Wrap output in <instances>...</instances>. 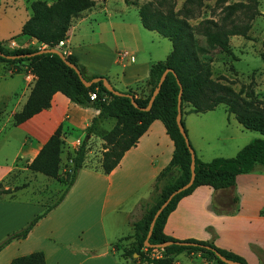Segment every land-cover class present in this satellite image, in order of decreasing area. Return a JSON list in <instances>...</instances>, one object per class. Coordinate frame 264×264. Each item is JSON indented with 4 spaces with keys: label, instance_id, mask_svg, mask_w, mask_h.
<instances>
[{
    "label": "crops",
    "instance_id": "crops-1",
    "mask_svg": "<svg viewBox=\"0 0 264 264\" xmlns=\"http://www.w3.org/2000/svg\"><path fill=\"white\" fill-rule=\"evenodd\" d=\"M44 1L50 3L52 0ZM30 2L4 0V4L11 6L12 13L3 17L1 24L7 28L12 24L18 27L6 34L0 32V40L9 47L30 46L36 42L34 37L20 33L22 23L32 12ZM122 3L123 9L117 7L114 0H93L90 7L70 18L65 38L58 46L73 54L85 73L104 74L116 89L130 87L135 96H142L149 64L163 60L171 43L166 36L143 27L138 12L136 20L120 14L119 10H128L130 6L137 9V4L132 1L122 0ZM14 13L22 14L17 23L13 21ZM10 40L14 44H10ZM16 66L18 70L12 71L11 65L0 61V182L4 188L9 185L3 180L14 168L28 171L35 177L40 173L25 165L59 125L64 141L60 163L61 168L64 167L90 119L98 112L95 106L77 104L60 91H54L48 107L13 124L12 113L20 109L34 80L24 63L18 62ZM258 91L256 85L255 92ZM187 105L189 113L211 110L190 111V105ZM227 122L229 124V120ZM113 123V117L103 118L90 137L95 135L103 142L97 131L107 130ZM185 126L188 135L192 136L194 153L201 160H209L205 153L213 149L217 152L212 156L228 155L222 150L234 154L240 147L223 141L219 133ZM88 145L83 163L65 195L37 219L25 236L13 238L0 248V264H8L13 256L33 250L43 252L45 264H129L119 256L125 244L118 245L117 242L125 239L127 246L131 240V237H123L132 233L130 220L140 215L136 205L141 201H154L152 182L170 159L172 140L162 121L154 118L107 172L100 165L102 145L96 157L91 156ZM45 176L43 188L51 180L57 182L56 190L62 188L61 182ZM31 184L29 182L26 187ZM45 205L39 196L28 199L0 196V238L22 226ZM162 230L177 239L192 237L211 241L241 255L249 264L264 261V169L254 166L250 171L240 172L234 183L226 187L195 186L177 200L168 212ZM180 254L198 258V263H203L199 253L181 251L173 255L172 264H181Z\"/></svg>",
    "mask_w": 264,
    "mask_h": 264
},
{
    "label": "trees",
    "instance_id": "trees-1",
    "mask_svg": "<svg viewBox=\"0 0 264 264\" xmlns=\"http://www.w3.org/2000/svg\"><path fill=\"white\" fill-rule=\"evenodd\" d=\"M191 1L194 0H185L187 3ZM257 3L258 0H236L222 3L220 15L217 18L205 17L193 26L185 17L188 8L185 7L183 13L174 11L172 0H146L138 4L137 12L142 26L166 36L170 40L171 49L163 60L149 64L147 76L143 82L147 88L145 94L135 96L130 87L120 90L132 94L137 103V106H134L128 95L112 93L102 85L100 80L87 86L84 85L73 68L55 52L46 51L31 55H18L13 58L4 55L32 52L39 47H56L58 41L65 38L70 18L93 4V0H52L50 3L44 0H31L32 12L22 23L20 33L34 37L37 44L9 47L0 40V51L2 52L0 61L11 65L12 71L18 70L16 63L22 62L26 69L34 75L25 101L19 110L12 113L13 124L48 107L54 91H60L77 104L95 106L98 112L90 119L83 136L69 153L70 160L63 165L64 167L61 168L60 163V152L64 143L60 125L43 142L34 157L26 163L25 166L29 170L51 176L63 186L57 197L45 205L40 212L34 214L22 226L3 235L0 238V248L13 238L25 236L37 219L62 199L83 163L88 137L96 132L103 118L108 116L114 118L111 127L100 133L104 148L101 151L100 165L105 172L117 164L123 151L136 142L149 122L158 118L172 140V153L168 162L158 171L152 182L153 189L156 191L154 201L152 203L141 201L136 205L140 209V215L130 220L132 233L123 238L131 237V240L127 246L122 248L119 256L128 260L129 264H172L173 255L181 251H199L202 258L211 261L207 262L208 264H228L215 255L214 251H218L227 258L237 260L242 264H249L237 253L216 246L211 241L192 237L182 239L190 241L189 244L172 242L161 247L160 255H151L150 250L156 243L165 240H180L163 232V222L177 200L189 193L195 186L209 184L213 188L226 187L234 183L235 176L240 172L250 171L257 164L264 169V101L256 98L250 88L240 86L234 89L228 83L212 77L208 63L209 57L204 56L213 48L232 54L229 35L247 36L250 20L254 15L261 13ZM196 34L203 36L204 43H199ZM62 53L66 59L78 67L83 77L90 78L96 75L106 77L100 73H85L73 54L64 51ZM259 57L264 61V43ZM165 67H170L172 71L166 72L150 107L141 108L146 105ZM177 80L181 86V112L184 103L189 104V110L195 112L211 109L220 103L244 128L256 130L261 136L252 138L229 156L215 155L209 160H201L194 153V176L191 184L175 193L157 214L148 236V242L151 245H144L143 239L152 213L172 189L184 183L189 177V151L175 122L179 89ZM92 89H96L98 96L89 99L88 91ZM102 93L108 95L105 100L99 97ZM11 190L9 187H0V195ZM8 264H45V260L41 250H33L13 256ZM258 264H264V261Z\"/></svg>",
    "mask_w": 264,
    "mask_h": 264
},
{
    "label": "rangeland",
    "instance_id": "rangeland-1",
    "mask_svg": "<svg viewBox=\"0 0 264 264\" xmlns=\"http://www.w3.org/2000/svg\"><path fill=\"white\" fill-rule=\"evenodd\" d=\"M129 1H132L138 5L146 0ZM172 1V9L174 11L183 13V10L185 11V7L188 8L185 17L187 21L193 26L202 18H217L220 15V6L222 5V3L232 2L236 0H194L189 3L185 2V0ZM10 3L11 2H9V4ZM114 3L117 7L123 9L122 0H114ZM9 4H4V0H0V21L3 20V17H7L6 15H10V13H12V8ZM257 7L261 11V13L254 15L253 18L250 20V27L247 30V36H243L240 34L229 35V46L231 48L232 54L225 53L223 51L217 50L216 48H213L210 49V51L204 56L209 57L208 63L211 68L212 77L218 78L220 81L228 83L234 89H238L240 86L246 89L250 88L253 90L254 96L256 98L264 101V61L261 60L259 57V52L261 51L264 43V0H258ZM122 9L118 11L120 12V14L124 16L127 15V17L130 19H137L136 8L130 6L128 10ZM3 12L4 14H2ZM21 18V13H14L13 21L15 23H17ZM0 26L3 27H0V32L3 34H6L8 30H18V27H16L14 24H12V27L7 28L4 24L2 25L0 22ZM195 36L199 43H204V38L202 35L196 34ZM168 43L170 42L168 41ZM36 44L37 43L35 42L33 45ZM56 47L60 48L58 45ZM0 84H2L1 81ZM256 85L260 89V91L258 92H255ZM145 93L146 90L143 94ZM187 106L188 105L186 103L183 104L181 120L183 122L185 133L190 144L191 134L189 133L190 136L188 135L185 126L186 124H188L189 127L190 125H193L197 126V128L202 127L205 130L219 133L220 135H222L223 141L226 140L228 143H233L237 146H242L244 143L248 142L252 138L261 136L258 131L244 128L243 126H241V124H238L234 116L226 112L223 107V104L219 103L213 108H211V110L208 109L209 111H207L206 113L199 114L193 112L189 113ZM207 118L210 119L206 120ZM228 120L229 124L227 122ZM213 126L216 127L213 128ZM102 131L103 130H99L97 131V133L99 134ZM225 134L227 136H225ZM212 141H214L215 143L219 142V140L214 139H212ZM87 144H89L88 148L91 150L90 153L92 157H96L98 151H100V146H103V142H100L98 137H96L95 135L88 137ZM222 151L225 154H228L222 156H229V154L232 155V153H230V151L228 150ZM214 152H217V150L213 149V151H208L207 153H205L206 158L210 159L211 157L215 156L211 155L214 154ZM255 168L261 169L259 164H257ZM46 178L47 177L42 173H36L35 177L28 171L21 170L20 168H14L5 176V179L3 180L4 183H7L9 185V188L13 187V190H11V192L9 193H2L0 196L9 198H14L15 196H17L20 198L27 199L39 196L45 201L47 205L57 197L61 188L56 190L58 184L56 181L53 180H51L48 184H45L46 187L43 188V183L45 181L42 180ZM29 182L32 183L31 186L26 187ZM0 187H4V184L2 182H0ZM36 189L41 190V192H37ZM154 193L156 196V191ZM117 243L118 245H126L127 242L124 239L119 240ZM194 252L199 253V251ZM180 255L181 264H199L198 258H189L185 257L183 254ZM202 262V264H207V262L211 261L202 258Z\"/></svg>",
    "mask_w": 264,
    "mask_h": 264
},
{
    "label": "water",
    "instance_id": "water-1",
    "mask_svg": "<svg viewBox=\"0 0 264 264\" xmlns=\"http://www.w3.org/2000/svg\"><path fill=\"white\" fill-rule=\"evenodd\" d=\"M55 52L57 53L62 59L63 61L69 65L71 68H73V70L76 72L78 78L80 79V81L84 84V85H90L91 83L93 82H96L98 80L101 81L102 85L110 90L112 93L114 94H126L128 95L129 99H130V102L134 105V106H137V103L136 101L133 99V96L132 94L130 93H125V92H122L118 89H115L113 88V86L110 84V82L107 80L106 77L104 76H99V75H96V76H92L90 78H85L82 76V74L80 73L78 67L70 62L68 59H66L64 56H63V53H62V50L57 48V47H39L37 50H34L32 52H27V53H21V54H4L6 57H10V58H13V57H16L18 55H31V54H34V53H39V52ZM0 54H2V52L0 51ZM172 69L170 67H165L159 77H158V80L155 84V86L153 87L149 97H148V100H147V103L145 106L141 107L143 109H148L150 107V104L152 102V99L154 97V95L157 93L159 87H160V84L166 74L167 71H169ZM177 83L179 85V89H178V92H177V99H176V113H175V122H176V125L178 127V130L179 132L181 133V135L183 136V139H184V142L187 146V149L189 151V156H190V161H189V177L188 179L180 184L179 186L175 187L174 189H172L168 195L161 201V203L158 205V207L154 210V212L152 213V216H151V219H150V222L148 224V228H147V232H146V235L143 239V244L144 245H151L149 242H148V236L151 232V228H152V225H153V222L155 220V217L157 216V214L161 211V209L165 206V204L168 202V200L177 192H179L180 190L186 188L187 186H189L192 182V179H193V176H194V150L191 146V144L189 143L188 141V138L186 136V133H185V129H184V126L181 122V108H180V93H181V86H180V83L179 81L177 80ZM172 242H175V243H181V244H189L191 243L190 241H187V240H165L163 242H160V243H156L154 244L153 246L154 247H163L167 244H170ZM208 247V246H206ZM215 255L222 261L228 263V264H242L241 262L237 261V260H233V259H230V258H227L225 257L224 255H222L221 253H219L218 251H214Z\"/></svg>",
    "mask_w": 264,
    "mask_h": 264
},
{
    "label": "built area",
    "instance_id": "built-area-1",
    "mask_svg": "<svg viewBox=\"0 0 264 264\" xmlns=\"http://www.w3.org/2000/svg\"><path fill=\"white\" fill-rule=\"evenodd\" d=\"M63 41L62 39L58 41V44H61ZM10 44H14V42L12 40H10ZM98 96V93L96 91V89H92L90 91H88V97L89 99H94ZM100 99L101 100H105L108 95L106 93H102L99 95ZM160 248L161 247H153L151 250H150V254L151 255H160Z\"/></svg>",
    "mask_w": 264,
    "mask_h": 264
}]
</instances>
